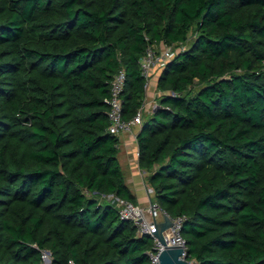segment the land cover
<instances>
[{
  "label": "trees",
  "instance_id": "obj_1",
  "mask_svg": "<svg viewBox=\"0 0 264 264\" xmlns=\"http://www.w3.org/2000/svg\"><path fill=\"white\" fill-rule=\"evenodd\" d=\"M161 44L186 47L137 134L152 200L188 260L264 264V0H0V264H152L105 99L123 68L134 118Z\"/></svg>",
  "mask_w": 264,
  "mask_h": 264
},
{
  "label": "built area",
  "instance_id": "obj_2",
  "mask_svg": "<svg viewBox=\"0 0 264 264\" xmlns=\"http://www.w3.org/2000/svg\"><path fill=\"white\" fill-rule=\"evenodd\" d=\"M148 40V38H146ZM160 46H149L140 59L141 75L146 81V89L150 85L151 78L156 71H161L166 64L174 58V50L171 46H166L164 53H160ZM162 72V71H161ZM126 86V73L122 68L119 70L111 80L110 94L105 99V103L109 106L108 131L116 136L122 133L133 131L134 127L141 126L143 116L149 110V104L145 101L143 106L138 110L137 114L131 120H125L123 117V93ZM139 154V153H138ZM108 200L113 204L117 210L121 220L133 222L137 228L139 235H151L155 237L158 231L159 223L165 222V217L171 220V226L164 232L165 239L168 246H182L184 253L182 259H187V241L183 235V228L187 217L185 215L171 216L157 203H150L148 206H141L135 204L127 199L111 195ZM155 252L150 253L152 264H159V254L164 248L160 241L155 237ZM190 261V260H188ZM53 255L50 250H41V264H52ZM192 264H198L195 261H190ZM73 264V262H70Z\"/></svg>",
  "mask_w": 264,
  "mask_h": 264
},
{
  "label": "crops",
  "instance_id": "obj_3",
  "mask_svg": "<svg viewBox=\"0 0 264 264\" xmlns=\"http://www.w3.org/2000/svg\"><path fill=\"white\" fill-rule=\"evenodd\" d=\"M161 71L155 72L151 78L149 87L146 89L145 101L151 104H149V110L145 112V115H151L158 107V97L162 94L157 88ZM140 128L141 126H136L133 131L122 133L118 136L120 140L119 158L122 168H124L129 175V179L126 180L129 188L133 190V193L136 192L138 204L141 206H148L152 202L153 188L150 187L146 181L148 173L139 166L137 134ZM141 186L142 188H140Z\"/></svg>",
  "mask_w": 264,
  "mask_h": 264
},
{
  "label": "water",
  "instance_id": "obj_4",
  "mask_svg": "<svg viewBox=\"0 0 264 264\" xmlns=\"http://www.w3.org/2000/svg\"><path fill=\"white\" fill-rule=\"evenodd\" d=\"M165 220V222L159 223L158 231L155 233V237L164 246L159 254V264H192L181 258L184 253L182 246H168L164 232L171 226V220L169 217H165Z\"/></svg>",
  "mask_w": 264,
  "mask_h": 264
},
{
  "label": "rangeland",
  "instance_id": "obj_5",
  "mask_svg": "<svg viewBox=\"0 0 264 264\" xmlns=\"http://www.w3.org/2000/svg\"><path fill=\"white\" fill-rule=\"evenodd\" d=\"M191 38V37H190ZM193 41H194V38H191L190 39V41H189V43L187 44V47H191L192 46V44H193ZM186 47V46H185ZM185 47H174L173 48V50H174V53H175V55H174V57L180 52V51H182ZM165 49V47H164V45H163V47L162 48H160V53H164V50ZM147 104H151V103H147ZM158 106V105H157ZM156 107V106H155ZM123 170H124V173H125V176L127 177L126 179H129V175L127 174V172H126V170L123 168ZM140 188H142V186L140 187ZM141 190V189H140ZM133 191V190H132ZM135 194H136V192H134ZM137 196V195H136ZM139 203V202H138ZM151 203H156V202H154L153 200H152V202Z\"/></svg>",
  "mask_w": 264,
  "mask_h": 264
}]
</instances>
